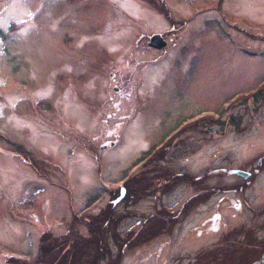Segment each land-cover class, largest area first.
<instances>
[{"label": "rangeland", "instance_id": "1", "mask_svg": "<svg viewBox=\"0 0 264 264\" xmlns=\"http://www.w3.org/2000/svg\"><path fill=\"white\" fill-rule=\"evenodd\" d=\"M110 202L123 245L102 235L99 264L262 262L264 0H0V264H35L49 233L92 261L69 222ZM151 216L166 229L126 242Z\"/></svg>", "mask_w": 264, "mask_h": 264}, {"label": "trees", "instance_id": "2", "mask_svg": "<svg viewBox=\"0 0 264 264\" xmlns=\"http://www.w3.org/2000/svg\"><path fill=\"white\" fill-rule=\"evenodd\" d=\"M261 97V91L258 92L257 94L253 95L252 98L255 99V101L257 102ZM221 111V110H220ZM23 151V149H21ZM128 180H126L123 183V189L127 190V195L125 200L128 198L129 200H131L132 197V191L133 189H131L129 185L133 184V177L131 179V177L127 178ZM133 186V185H132ZM132 190V191H131ZM108 195L112 198H115L117 195L119 196H123L124 195V190L118 189V188H111L106 190ZM139 191V190H138ZM140 193V192H139ZM194 198V199H193ZM193 200H196V197H193ZM191 199V200H192ZM92 201V200H91ZM91 203V202H90ZM113 204L110 202L109 205H107L105 208H102L98 214H75L74 217L72 218V220L69 222V227L73 228L75 226V224H85L88 227L89 233L93 234L91 239H87V241H89L92 245L94 244L96 246V248H98V254L100 256H96V258H94L92 261H88L86 259H83L81 254L82 251H85V246L87 245H77V239L75 240L74 237H72L71 235H62L60 237H51L50 233L49 234H45L42 239H44V243L47 245H43L42 250H43V254L42 256H40V260H37L35 262V264H45L44 261H48L50 260V258H54V254L56 253L57 250H61L63 248V251L68 250L66 253H62L60 257L62 256H67L65 258V260H61V262H59V260L61 258H57L53 261V263L51 264H85V263H89V264H99V260L100 259H104L107 255H106V250H105V244H103V249L104 252L101 253L100 249H99V245L98 242L101 240V236L104 235V237L108 238L109 236L113 238V240L115 241V243L118 245V248L121 249L122 247V240L120 239L118 233H116V228L115 225L117 224V221L120 219V217H115L114 216V212H113ZM152 218V220L150 219ZM171 219V218H170ZM172 220V219H171ZM144 224L143 226L135 231V235H131L128 239L127 237L129 236V234L126 237V242H137V243H142L144 241V239L146 238L147 234H149L148 232L153 233V229L158 232H163L166 229L167 226V221L164 217L161 216H155V217H148L144 220ZM75 223V224H74ZM151 228V229H150ZM72 234V233H71ZM73 235V234H72ZM60 241L61 243L65 244V249L63 245H59L57 243V241ZM51 241H53V243H51ZM73 243V244H72ZM71 245V246H69ZM70 251V252H69ZM69 252V253H68ZM120 254V253H119ZM117 254V255H119ZM109 255V253H108ZM70 258H73L72 261H70ZM87 262H86V261ZM117 261L115 260V263ZM104 263L107 264H115L113 262V259L111 256H109L108 260H104Z\"/></svg>", "mask_w": 264, "mask_h": 264}, {"label": "water", "instance_id": "3", "mask_svg": "<svg viewBox=\"0 0 264 264\" xmlns=\"http://www.w3.org/2000/svg\"><path fill=\"white\" fill-rule=\"evenodd\" d=\"M150 39L151 40L149 42V45L155 47L156 49L163 48L166 45V42L164 41V39H162V37L159 34L152 36ZM231 172L237 175L244 176V177L249 176L248 173L243 172L242 170H232Z\"/></svg>", "mask_w": 264, "mask_h": 264}, {"label": "flooded vegetation", "instance_id": "4", "mask_svg": "<svg viewBox=\"0 0 264 264\" xmlns=\"http://www.w3.org/2000/svg\"><path fill=\"white\" fill-rule=\"evenodd\" d=\"M148 41H149V40H147L146 44H148ZM147 48H149V49L153 50V49H152L151 47H149V46H148ZM154 50H155V49H154Z\"/></svg>", "mask_w": 264, "mask_h": 264}, {"label": "bare ground", "instance_id": "5", "mask_svg": "<svg viewBox=\"0 0 264 264\" xmlns=\"http://www.w3.org/2000/svg\"><path fill=\"white\" fill-rule=\"evenodd\" d=\"M132 177V176H131Z\"/></svg>", "mask_w": 264, "mask_h": 264}]
</instances>
